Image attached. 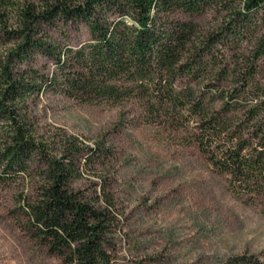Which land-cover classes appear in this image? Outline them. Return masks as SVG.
Instances as JSON below:
<instances>
[{"label":"trees","instance_id":"1","mask_svg":"<svg viewBox=\"0 0 264 264\" xmlns=\"http://www.w3.org/2000/svg\"><path fill=\"white\" fill-rule=\"evenodd\" d=\"M231 1L40 0L39 8L25 5L17 28L5 31L14 45L0 58V183L39 182L35 201L23 209L26 231L60 264H119L111 239L116 218L104 189L100 208L99 198L72 187L84 164L109 152L72 138L57 150L35 137L28 100L44 90L85 103L136 102L149 123L193 120L190 140L216 173L228 177L231 191L248 201L264 195V87L254 80L264 39L256 42L250 64L228 91L175 88L179 78L193 79L209 67L204 56L224 32L200 47L194 26L171 16L197 15ZM241 1L232 20L236 28L226 29L234 38L246 26L264 25V0ZM69 24L88 31V40L76 48L47 34ZM37 56L54 66L51 74L20 69ZM226 77L223 69L216 80ZM225 264L264 263L244 255Z\"/></svg>","mask_w":264,"mask_h":264},{"label":"rangeland","instance_id":"2","mask_svg":"<svg viewBox=\"0 0 264 264\" xmlns=\"http://www.w3.org/2000/svg\"><path fill=\"white\" fill-rule=\"evenodd\" d=\"M241 2L171 16L194 26L197 46L224 32L204 56L209 67L193 79L179 78L177 91H228L238 72L250 64L256 42L264 39V25L246 26L238 38L228 34L229 26L236 28L232 20ZM28 4L39 8L40 0H0L1 59L14 45L5 31L17 28L19 13ZM47 34L73 48L88 40L81 24L59 25ZM28 67L46 74L54 68L40 56L20 69ZM254 67L255 83L264 87V57ZM223 69L227 77L219 82L217 74ZM28 114L35 137L54 149L72 138L89 148L100 144L109 152L84 164L72 187L89 199L99 198L100 208L102 189L112 198L116 225L111 239L119 264H225L244 255L264 263V195L248 201L231 191L228 177L216 173L190 140L193 120L149 123L136 102L85 103L47 90L28 100ZM38 186L30 179L0 183V264H60L26 231L23 209L35 201Z\"/></svg>","mask_w":264,"mask_h":264}]
</instances>
